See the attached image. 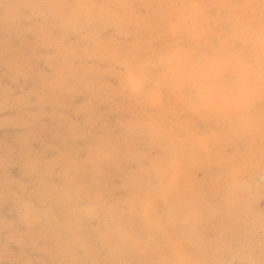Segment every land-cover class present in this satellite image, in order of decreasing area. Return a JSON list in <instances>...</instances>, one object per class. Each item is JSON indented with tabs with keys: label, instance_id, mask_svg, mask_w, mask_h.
Segmentation results:
<instances>
[{
	"label": "rangeland",
	"instance_id": "374dc122",
	"mask_svg": "<svg viewBox=\"0 0 264 264\" xmlns=\"http://www.w3.org/2000/svg\"><path fill=\"white\" fill-rule=\"evenodd\" d=\"M250 48L255 66L239 62ZM253 105L264 109V0H0V264H92L103 245L111 264H168L190 247L242 264L264 244V154L261 175L234 161L245 173L208 177L211 192L157 169L162 154L227 168L204 158L206 134ZM140 194L149 222L111 233L113 202Z\"/></svg>",
	"mask_w": 264,
	"mask_h": 264
},
{
	"label": "crops",
	"instance_id": "0c3cea01",
	"mask_svg": "<svg viewBox=\"0 0 264 264\" xmlns=\"http://www.w3.org/2000/svg\"><path fill=\"white\" fill-rule=\"evenodd\" d=\"M244 47V46H243ZM251 47V46H249ZM253 49H249L248 51H242L243 54L246 55H240L239 62H247L250 63L251 66H255V62L258 58L257 51H251ZM248 52V53H246ZM207 111V110H206ZM249 116L251 117L248 120H244V118H237L235 121L224 123L223 128H226V132L224 130V136L218 137L219 139L215 140V136H213V131H219L217 129L210 131V134H206V141L209 143L207 139H212L214 147H211L210 150L205 152L204 158L207 159H217V158H224L228 161H230V165L225 168L222 171H213L208 167H205L203 169L196 170H190L183 168L184 165L182 158L180 160H177L176 157L171 160L170 164H167L168 160L166 159L169 157L168 154H162L160 155V160L162 159L161 167H159L157 170L162 172H171V174L174 176V184L176 185L175 179L179 177V181L183 182L184 189L186 192L190 190V186L198 183L202 185V183L199 181L202 178L205 179L203 182L204 190L205 192H211L212 187L211 181H208V177H210V180H212V176L215 177H222L226 175L231 176H238L243 175L245 173V163L242 162L239 164H234V161H252V168L248 170L250 175L254 176L255 174L261 175V168L255 166V160L259 161L261 158V154H264V109H261L257 105H253L249 109ZM207 126V125H206ZM209 127V126H208ZM209 131V130H208ZM235 131V134H232V132ZM206 133V132H205ZM176 137L173 139H167L163 138L160 139L159 142L162 144H168V146H171L169 142L176 143ZM172 144V145H173ZM175 145V144H174ZM169 148V147H168ZM174 147L173 149H175ZM178 150V149H177ZM175 149V151L177 152ZM206 150V149H205ZM195 151V150H194ZM182 150L177 155H182ZM185 155H190L189 153H185ZM176 159V160H175ZM168 165V166H167ZM179 166V167H178ZM178 167V169H177ZM187 175L186 177L189 178V176H196V179L192 181L184 180L182 176ZM200 177V178H199ZM186 179V178H185ZM224 179V178H223ZM223 179L221 178L222 182ZM217 181V178L216 180ZM243 185L241 188V184L234 185L233 188H230L226 185L222 186L221 192H231V191H244L246 188ZM251 186V185H250ZM254 188V185H252ZM211 187V188H210ZM218 187V186H217ZM181 196L178 197V199L174 200V203L181 202L182 198ZM209 200L204 203V208L208 209L210 206ZM237 209L240 208H261L260 206L255 205V202L253 203L251 200H248L247 203L244 201L236 200L234 204ZM249 205H253L250 206ZM246 206V207H245ZM110 214H112V223L114 224V230L111 231V233L117 234H124L129 235L132 234L133 230L142 228L149 222L148 220V210L146 206V200L144 199L143 195H132L127 200L122 201H114L113 204L110 207ZM207 212V211H205ZM64 215V214H63ZM173 216L175 218V223H191V220H193L192 215L190 213V210H185V212H178L177 210L174 211ZM179 219H178V218ZM182 218V219H181ZM246 218V217H245ZM252 222L250 220L246 219H233V220H227V222ZM194 221V220H193ZM60 227L52 226L50 231L56 232V229ZM191 230V229H190ZM186 231V233L183 235L188 240L194 239V233L192 231ZM49 234V232H48ZM54 234H52L53 236ZM48 238V237H47ZM159 238V235H158ZM49 240V239H48ZM51 246V243L49 244ZM95 250V262L92 264H111L114 262H117L120 260L118 256L116 255V251L114 249V246L112 245H103L98 246L94 248ZM167 253L166 256H160L158 258L159 261L165 260L166 258L172 259V264H214L216 261L212 256V253H208V251H198L195 247L193 249H188L186 253L182 251L181 253H174L172 251V254ZM169 255V257H168ZM242 255V258L239 259V262L242 264H264V244H260L259 246H256L246 252H244ZM162 258V259H161ZM168 261V260H166ZM231 262H228L229 264H235L236 261L230 260ZM257 262V263H256ZM168 261V264H171Z\"/></svg>",
	"mask_w": 264,
	"mask_h": 264
}]
</instances>
